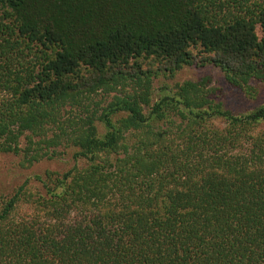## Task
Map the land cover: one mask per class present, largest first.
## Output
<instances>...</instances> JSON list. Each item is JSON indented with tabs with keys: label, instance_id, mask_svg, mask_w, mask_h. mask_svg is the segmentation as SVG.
Returning a JSON list of instances; mask_svg holds the SVG:
<instances>
[{
	"label": "trees",
	"instance_id": "16d2710c",
	"mask_svg": "<svg viewBox=\"0 0 264 264\" xmlns=\"http://www.w3.org/2000/svg\"><path fill=\"white\" fill-rule=\"evenodd\" d=\"M264 0H0V264H264ZM70 162V161H69Z\"/></svg>",
	"mask_w": 264,
	"mask_h": 264
},
{
	"label": "rangeland",
	"instance_id": "374dc122",
	"mask_svg": "<svg viewBox=\"0 0 264 264\" xmlns=\"http://www.w3.org/2000/svg\"><path fill=\"white\" fill-rule=\"evenodd\" d=\"M207 76L210 78L209 86L215 88L212 94L215 100L222 101L224 105L234 112H242L250 109L254 105L264 103V82H257L254 85L257 89V96L251 99L241 90L230 87L224 80L223 72L214 66L206 65L203 68L185 67L180 70L174 78L164 79L160 76L153 85L155 91L161 87L163 83L173 85L175 82H182L185 80H197L201 77ZM70 161V162H69ZM72 160L69 155H62L60 160L43 161L31 168H21L18 165V157L11 153H0V193H8L12 188L19 184L24 178L40 173L44 169H58L66 168Z\"/></svg>",
	"mask_w": 264,
	"mask_h": 264
}]
</instances>
